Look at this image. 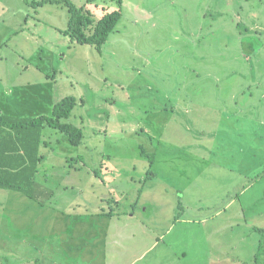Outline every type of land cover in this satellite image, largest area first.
Returning <instances> with one entry per match:
<instances>
[{
    "label": "rangeland",
    "instance_id": "obj_1",
    "mask_svg": "<svg viewBox=\"0 0 264 264\" xmlns=\"http://www.w3.org/2000/svg\"><path fill=\"white\" fill-rule=\"evenodd\" d=\"M65 1L96 16L120 10L102 53L64 33ZM66 97L78 102L68 122L84 141L45 137L37 181L55 193L47 206L0 190V264L62 256L55 235L63 198L78 194V155L97 167L105 159L99 174L126 191L105 196L120 198L124 211L149 174L156 187H169L170 198L140 194L173 213L169 227L174 215L178 221L163 237L169 246L158 249L168 250V262L156 261L264 264V256L256 260L264 243V0H0L2 112L49 116ZM139 232L122 230L128 250ZM120 255L127 264L132 258Z\"/></svg>",
    "mask_w": 264,
    "mask_h": 264
},
{
    "label": "crops",
    "instance_id": "obj_2",
    "mask_svg": "<svg viewBox=\"0 0 264 264\" xmlns=\"http://www.w3.org/2000/svg\"><path fill=\"white\" fill-rule=\"evenodd\" d=\"M105 162V159L98 161V165L100 164V166L97 167V164L86 161L83 155H78L73 159L71 170L73 176H77L76 178L79 180V187H77V185L72 186L73 188H71V190L77 191L78 194H76L75 198L70 199L69 202L66 198H63L64 202L61 204V210L63 212L60 222L64 226L63 229L58 231L55 235L56 245L60 244L59 251L61 253L58 255L62 256L57 258V260L55 257H50L49 259H51V262L49 263L45 262L48 259L46 256L41 258L45 264H105L104 261H106V264H120V262L124 261H122L121 255L120 259H118L117 253L128 252L132 254V258L128 264H167L166 261L168 262V256L164 254H166L168 250L165 247L161 248L160 251L158 249L162 243L166 244V240L163 237L169 234L175 225L174 222L177 223L178 221L174 215L173 221L171 222L172 225L169 227L168 220L172 217L173 213L166 212L162 205L154 203V199L152 201L142 202L140 194L145 193L147 190L151 195H161L163 193V197L168 196L170 198L166 193L167 191H165L169 187H156V184L149 174L148 176L150 178L147 179L146 177L143 181L144 184L142 182L143 186H141L138 191L139 195L135 200H131L132 203L129 204L134 206L132 208L133 210L124 211V206L122 205L124 202L122 203L120 198L111 197L108 199L105 196L106 194H112L111 192L116 194V190L120 192L118 194L126 192L125 190L114 188V186H111L112 183L109 182L107 177L99 174L97 170H103ZM83 170L86 171L87 174H82L81 172ZM148 180L152 181L149 185L147 184ZM91 188L94 190V194L90 196L89 193L91 192ZM96 188H100V194H96ZM109 200L116 203L114 204L115 207L110 205ZM232 202L233 200L231 203ZM137 208L140 210L139 213L136 212ZM221 213L222 211L218 212L217 215ZM162 215H167L168 218L164 220V218L161 217ZM139 216H141V219ZM70 221H74L75 224L68 223ZM162 221L165 222V224L162 226L161 230H159L158 225ZM204 222H207V219H205ZM126 226L140 231L139 234L132 235L133 239L131 240L129 250L128 246L124 244V242L127 243V236L125 237L122 233V230H124ZM152 233L153 237H148ZM134 242H136V246ZM144 242H146L145 246H143ZM24 243H26L25 240ZM140 245H142V247H140ZM166 245L169 246L168 244ZM64 247L68 249L66 253H64ZM153 250L157 252L154 257H151L149 254H151ZM63 253L71 256L70 263L66 262ZM161 255L165 256L166 261L164 259L161 262L156 261ZM34 262L35 264H42L39 259H35Z\"/></svg>",
    "mask_w": 264,
    "mask_h": 264
},
{
    "label": "trees",
    "instance_id": "obj_3",
    "mask_svg": "<svg viewBox=\"0 0 264 264\" xmlns=\"http://www.w3.org/2000/svg\"><path fill=\"white\" fill-rule=\"evenodd\" d=\"M65 4L69 7L70 17L64 33L72 42L93 46L102 53L120 21V10L103 11L101 16H96L89 6L79 8L70 1H65ZM77 105L74 97H66L54 106L52 115L30 117L6 115L0 109V190L25 195L41 206L48 204L55 193H47L42 183L37 181L39 167L45 157L41 154V147H46L48 132L65 135L73 146L83 143L84 131L68 122ZM263 256L264 243L261 240L257 262Z\"/></svg>",
    "mask_w": 264,
    "mask_h": 264
}]
</instances>
